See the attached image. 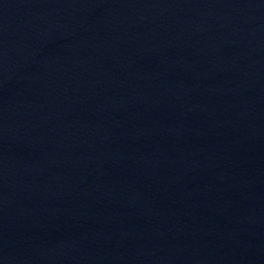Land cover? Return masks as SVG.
<instances>
[{
  "label": "water",
  "instance_id": "95a60500",
  "mask_svg": "<svg viewBox=\"0 0 264 264\" xmlns=\"http://www.w3.org/2000/svg\"><path fill=\"white\" fill-rule=\"evenodd\" d=\"M0 264H264V0H0Z\"/></svg>",
  "mask_w": 264,
  "mask_h": 264
}]
</instances>
